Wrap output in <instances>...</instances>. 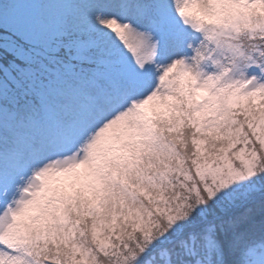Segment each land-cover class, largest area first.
Listing matches in <instances>:
<instances>
[{
  "label": "snow or ice",
  "instance_id": "snow-or-ice-1",
  "mask_svg": "<svg viewBox=\"0 0 264 264\" xmlns=\"http://www.w3.org/2000/svg\"><path fill=\"white\" fill-rule=\"evenodd\" d=\"M0 264H264V0H0Z\"/></svg>",
  "mask_w": 264,
  "mask_h": 264
}]
</instances>
